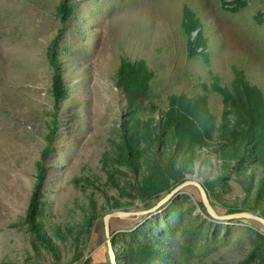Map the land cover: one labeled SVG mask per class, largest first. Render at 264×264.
Wrapping results in <instances>:
<instances>
[{"label": "rangeland", "instance_id": "rangeland-1", "mask_svg": "<svg viewBox=\"0 0 264 264\" xmlns=\"http://www.w3.org/2000/svg\"><path fill=\"white\" fill-rule=\"evenodd\" d=\"M61 1L0 0V264H96L97 220L187 178L218 214L264 216V103L249 113L246 90L264 100V0H68L64 19ZM199 198L113 222L117 264H264V227Z\"/></svg>", "mask_w": 264, "mask_h": 264}, {"label": "trees", "instance_id": "trees-1", "mask_svg": "<svg viewBox=\"0 0 264 264\" xmlns=\"http://www.w3.org/2000/svg\"><path fill=\"white\" fill-rule=\"evenodd\" d=\"M67 1L68 0H62L59 4V11H60V14H61V17L62 19H64L66 17V15L68 14V8H67ZM184 27L187 29V27L185 26L184 24ZM191 28H188L187 31L190 33L191 32ZM50 62L53 66V75H52V93H53V96H54V99H55V107L57 108V101L59 99V96L62 92V78H61V73H60V70H59V67H58V64L54 61V55L50 54ZM246 90H247V99H248V102L250 103V111H254V112H260L261 110V106L262 104L264 103V100L263 98L260 96L259 98H255L254 96L252 97V94L250 93V91L254 92V90L250 87H246ZM253 98H255V100L253 101ZM264 112V111H263ZM170 113H173L174 115H171L172 118H174L175 116V110H171ZM178 114V113H177ZM179 115H183V114H179ZM191 116V119L189 117H183V120L181 123H185L187 125V127L193 131L194 129H196V122H195V117L193 114L190 115ZM54 117H55V114H54ZM249 133H248V140H250L254 145H255V148L257 146V141H256V135L259 131V129L251 126L250 129H249ZM52 131H54V128L52 129ZM49 144L48 146L42 151V156L44 157L46 154H48V152L50 151V148H51V145H52V137H50L49 139ZM138 149L132 145H129L128 146V155L129 157L133 158V157H136L138 155ZM39 169H42V164L39 165ZM42 171V170H40ZM41 177V174L38 175V179H40ZM185 187H190L191 189H193L195 192L197 191V194H199L198 192V189L193 186V185H187ZM201 205V200L199 198V201H198ZM34 204H35V198H34V194L33 196L31 197V200H30V204H29V208H28V212L26 214V221L29 225V227L35 232V234L38 236V238L42 241V242H45L43 240V235L38 227V225L36 224L35 222V215H34ZM203 206V205H202ZM213 206V205H212ZM213 208L215 209V207L213 206ZM205 211V210H204ZM233 212V211H232ZM261 215V214H260ZM263 216V215H262ZM264 217V216H263ZM114 219H119V218H112L110 220L113 221ZM121 221H124L122 219H120ZM126 220V219H125ZM241 221H245L246 223L248 224H254L255 222L252 221V220H249V219H245V218H240ZM133 222L135 223L136 220H133ZM136 224V223H135ZM256 224V223H255ZM112 226L111 223H110V231L113 230L112 229ZM100 229L101 230V234L102 236H104V231H103V223H102V218L100 220H97L95 222V229ZM113 241H112V245H113ZM47 246V245H45ZM47 248L52 252V250L47 246ZM53 253V252H52ZM115 254H116V251H115ZM108 257V256H107ZM91 260V257H87L85 260H84V263L83 264H88ZM56 264H60V263H56ZM109 264V263H108Z\"/></svg>", "mask_w": 264, "mask_h": 264}, {"label": "water", "instance_id": "water-1", "mask_svg": "<svg viewBox=\"0 0 264 264\" xmlns=\"http://www.w3.org/2000/svg\"><path fill=\"white\" fill-rule=\"evenodd\" d=\"M187 185H193L198 189L199 196L201 203L203 205V208L206 212V214L211 218L216 219H240L245 218L254 221L256 224L259 223L264 227V217L259 215L257 212H251L247 210L243 211H234V212H228L225 214H218L216 213L215 209L213 208L212 204L210 203V199L208 197V194L202 184L195 180L187 178L177 184L173 189H171L166 195H164L161 199H159L154 205H152L149 208L146 209H140V210H123V209H117V210H111L107 213H105L102 216V223L104 228V236H105V245L107 249V256L109 264H117V257L115 254L114 247L112 245V234L110 233V220L112 218H120V219H126L131 218V216H137V215H145V214H151L153 213L161 204L166 202L170 197L173 198L175 195L179 193V191L184 188Z\"/></svg>", "mask_w": 264, "mask_h": 264}, {"label": "crops", "instance_id": "crops-1", "mask_svg": "<svg viewBox=\"0 0 264 264\" xmlns=\"http://www.w3.org/2000/svg\"><path fill=\"white\" fill-rule=\"evenodd\" d=\"M121 221L120 218L119 219H114L113 221H111V225H113V222L115 221ZM125 220V219H123ZM96 230V229H95ZM104 231V228H103ZM101 230L98 228L96 230V234H95V239L93 241V246H92V252L94 254H92V257L96 258V261H94L96 264H107L109 263L108 261V257H107V249L106 251L102 250V243H105L103 240L105 236H102V234L100 233Z\"/></svg>", "mask_w": 264, "mask_h": 264}]
</instances>
